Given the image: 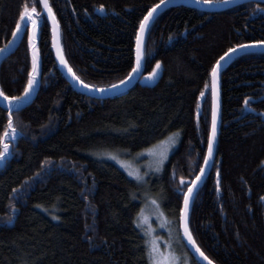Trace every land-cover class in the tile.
<instances>
[{
    "label": "trees",
    "instance_id": "obj_1",
    "mask_svg": "<svg viewBox=\"0 0 264 264\" xmlns=\"http://www.w3.org/2000/svg\"><path fill=\"white\" fill-rule=\"evenodd\" d=\"M25 3L40 12L39 74L30 94L21 95L32 70L30 25L25 30L21 21L19 43L10 53L6 47ZM159 3L49 0L67 66L97 89L124 81L134 67L139 21ZM250 40H264V3L218 12L168 8L143 45V74L160 61L158 84L97 99L75 91L57 68L39 0H0V90L20 97L0 106V137L9 113L16 129L4 138L8 154L0 161V264H150L137 225L149 197L172 225L179 264H197L181 239L179 214L206 154L211 69L230 47ZM171 137L176 143L161 173L143 183L106 157L133 161ZM263 162L264 52H254L220 76L213 163L189 213V231L214 264H264Z\"/></svg>",
    "mask_w": 264,
    "mask_h": 264
},
{
    "label": "water",
    "instance_id": "obj_2",
    "mask_svg": "<svg viewBox=\"0 0 264 264\" xmlns=\"http://www.w3.org/2000/svg\"><path fill=\"white\" fill-rule=\"evenodd\" d=\"M246 2H257V3H264V0H224L220 3H214V4H205V3H198L197 0H164V3L161 4V2L158 5V7L156 9H154L153 12V16L149 21L148 26L145 28L144 33H143V45H144V40H145V36L147 34V31L149 29V27L151 26L152 22L156 19L157 16H159L163 11L167 10L168 8L171 7H176L179 5H185L191 8H194L196 10L202 11V12H218V11H223L232 7H235L237 5L246 3ZM40 8H41V15H43L48 23L49 29H50V36H51V50L54 56V60L57 64V68L59 69V71L63 74V76L66 78V80L70 83L71 87L75 90L78 91L79 93L97 98V99H105V98H110L116 95H119L127 90H129L130 88H132L135 84H138L139 86L143 87V88H153L155 87L159 80L161 79V72H156L155 76L150 78L148 76V74H143V59L141 60V64L140 67L133 72L132 69V75L128 76L127 80H124L123 84H118L116 85L115 88H107V89H103V91H101V89H90L87 88L83 85H81L79 83L78 80H76L72 74L68 71V66H65L64 64H61L60 62V58L58 55V49H57V44L59 45V49L61 50V45H60V30L58 32V37L56 39H54V33H53V23L51 21V19H48V13L45 9H43V5L39 2ZM30 25L27 24V26ZM59 28V26H58ZM23 31L20 30L18 32V34L16 36H13L12 39L10 40L9 44L6 47V51L7 53H10L14 50V48L16 47V45L19 43V40L21 38ZM36 41V40H35ZM136 43L137 41L135 40V61H134V66L136 64ZM35 45V42H34ZM257 53V52H264V46H259V47H246L243 49H237L234 53H230L227 57H225L221 63L219 65H216L218 68L217 74H216V79H215V92H216V98H217V133H216V139L214 141V149H213V154L211 157H209V160L207 163H205V161H203V166H204V172L203 173H199L201 178L200 180L197 181V184L194 186V190H193V195L190 198V202H189V208H188V213H187V226H188V221H189V213H190V208H191V204L193 201V197L195 195V193L197 192V190L203 185L205 179L207 178L211 167H212V163H213V158H214V152H215V148H216V142H217V135H218V130H219V123H220V76L222 74V72L224 71V69L235 60V58H237L240 55L246 54V53ZM37 53V51H36ZM31 54H32V47H31ZM38 55V54H37ZM2 57V53H0V58ZM39 58V57H38ZM33 88V87H32ZM32 88L30 90V92L32 91ZM27 93V94H30ZM210 94H211V119H212V105H213V77H212V73L210 74ZM203 101V96L200 97V103H202ZM21 103H18L15 106V109H19L21 107ZM0 106L4 107V108H8V104L5 102L4 97L0 96ZM210 128H211V121H210ZM208 147V145H207ZM206 154H207V149H206ZM205 154V155H206ZM261 167L264 170V162L262 163ZM172 178L174 179L175 176L172 173ZM195 179V178H194ZM181 182V181H180ZM187 191V190H186ZM183 201H184V196H183ZM183 201H182V207H183ZM181 207V208H182ZM181 217V212L179 214V231H180V235H181V239L184 243V245L186 246V248L188 249V251L193 255V257L195 258V260L197 262H199V264H207V261H205L200 255L199 253L196 251V246H193L187 239V237L185 236L184 233V227H183V222L180 219ZM189 229V227H188Z\"/></svg>",
    "mask_w": 264,
    "mask_h": 264
},
{
    "label": "snow or ice",
    "instance_id": "obj_3",
    "mask_svg": "<svg viewBox=\"0 0 264 264\" xmlns=\"http://www.w3.org/2000/svg\"><path fill=\"white\" fill-rule=\"evenodd\" d=\"M39 2L43 5V9H45L48 13V19H51L53 23V33H54V39L58 37V21L56 20L55 14L52 11V7L49 4V0H39ZM161 4L164 3V0H160ZM198 3H205V4H214V3H220L221 0H197ZM100 9H103V5L99 6ZM158 5L153 4L150 8H148L147 12L144 14L143 19L139 21V29L137 30V35H136V64L133 67V72H135L141 64V60L145 57V52H144V47H143V33L145 28L148 26L150 19L153 16L154 9H156ZM40 16V12L37 11L35 4H33L31 7H29L26 3L22 6L20 12H19V19L16 22V26L13 29L12 35L16 36L18 32L21 29V21H23L25 30L27 24L31 23L33 25L32 32L29 34V44L32 47L33 50V55H32V70L28 74V79H27V84L25 85L23 89V93L21 95L27 94L30 92L32 86L36 83V71H37V53L35 49V45L33 43L34 37H35V32L36 28L35 26L37 25L38 21L36 17ZM57 49H58V55L60 58L61 64H64L67 66V61L65 60L62 51L59 49V45L57 44ZM259 46H264V40H250L247 41L244 44H236L233 47H230L227 52L224 53V55L217 60L216 65H219L221 61L227 57L230 53H234L237 49H243L246 47H259ZM160 67V61H156V67L153 68L152 72L148 73V76L150 78L154 77L157 70ZM68 71L72 74V76L79 81V83L87 88L94 89L95 85L93 84H85L83 80L80 79L79 76L76 75L75 72L72 71L71 67H68ZM218 68L217 66H213L211 69L212 77H213V105H212V119H211V128L210 131L208 132V137H207V154L204 157L205 163L208 162L209 157L212 156L213 154V149H214V141L216 139V133H217V98H216V92H215V79H216V74H217ZM132 72H129L128 76H131ZM128 76L125 77V80L128 79ZM124 81H117V84H123ZM108 87L115 88L116 85H110ZM207 87V85H205ZM103 91V89H101ZM201 96H204L205 93L201 91L200 93ZM0 96L4 97L5 100L12 102V101H19L20 97L18 96H5L4 92L0 90ZM248 103V98L245 97V104L247 105ZM9 130H11V134L14 137L16 134V129L13 127L12 123V116L11 113H9L8 117V122H7V127L4 129V136L0 137V159L5 157V154L8 152V144L4 143L3 140L4 138L9 134ZM175 135V134H173ZM160 143H163L161 141ZM170 143H175V139L173 138ZM150 151V150H149ZM160 159L157 161V166L159 167L160 164H162L163 159L166 157V150L161 151L159 153ZM43 163V161L41 162ZM204 172V166L201 165L200 168V173ZM133 176H136L137 179H141L139 174L137 172H131L130 173ZM201 176L200 174H197L195 179L191 180L187 184V191L183 192L184 196V201H183V207L180 209L181 212V221L183 222V227H184V233L185 236L187 237L188 241L193 245L196 246V241L193 239L191 232L188 229L187 226V213H188V208H189V202L190 198L193 195V190L194 186L197 184V181L200 180ZM184 177H181V184H184ZM219 187V185H217ZM261 199H264V197H261ZM196 251L199 253V255L207 261V264H214V262L207 256L201 249L196 246ZM185 264L187 262L185 261ZM199 264V262H197Z\"/></svg>",
    "mask_w": 264,
    "mask_h": 264
},
{
    "label": "rangeland",
    "instance_id": "obj_4",
    "mask_svg": "<svg viewBox=\"0 0 264 264\" xmlns=\"http://www.w3.org/2000/svg\"><path fill=\"white\" fill-rule=\"evenodd\" d=\"M36 32L33 43L38 35L37 25L35 26ZM33 25L30 23L29 34L32 32ZM36 49V48H35ZM33 55V50H32ZM32 61V59H31ZM39 74V59L37 55V71L36 78ZM36 84V83H35ZM35 84L33 86H35ZM24 101L28 100V96L23 97ZM14 138L9 130L6 138ZM174 137L168 138L163 143H158L154 147L137 155L133 161L119 160L112 155H107V159H111L126 175L138 183H143L148 177L152 175H159L161 167L168 158V155L174 149L175 143H170ZM150 150V151H149ZM166 150V157L163 159L162 164L157 166V161L160 159L159 153ZM8 152L5 154V156ZM4 158L0 159L2 161ZM131 172H137L141 179L131 175ZM150 198V197H149ZM145 198L143 209L138 217L137 225L143 231L146 238V246L148 251L150 264H179L178 256L172 247V225L163 216L158 203L153 198ZM149 199V200H148Z\"/></svg>",
    "mask_w": 264,
    "mask_h": 264
},
{
    "label": "bare ground",
    "instance_id": "obj_5",
    "mask_svg": "<svg viewBox=\"0 0 264 264\" xmlns=\"http://www.w3.org/2000/svg\"><path fill=\"white\" fill-rule=\"evenodd\" d=\"M95 89H97V88H95Z\"/></svg>",
    "mask_w": 264,
    "mask_h": 264
}]
</instances>
